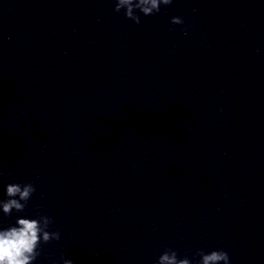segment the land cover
Returning <instances> with one entry per match:
<instances>
[{"label": "water", "instance_id": "water-1", "mask_svg": "<svg viewBox=\"0 0 264 264\" xmlns=\"http://www.w3.org/2000/svg\"><path fill=\"white\" fill-rule=\"evenodd\" d=\"M113 9L0 0V197L36 187L0 222L52 218L36 264H264V0Z\"/></svg>", "mask_w": 264, "mask_h": 264}, {"label": "clouds", "instance_id": "clouds-1", "mask_svg": "<svg viewBox=\"0 0 264 264\" xmlns=\"http://www.w3.org/2000/svg\"><path fill=\"white\" fill-rule=\"evenodd\" d=\"M173 2L174 0H113V10L116 13L123 12L125 19L139 24L141 14L154 15L160 12L162 6H170ZM169 22L174 25L184 23L180 16L171 17ZM184 34L188 35L187 30ZM35 192L36 187L32 182L6 183L3 197H0V215L11 217L13 213H24ZM52 223L50 216L40 213L16 215L8 224L0 222V264H36L41 256V246L61 238L59 230L50 231ZM195 255L199 257L195 261L187 256L181 258L175 249L165 248L155 264H232L224 249H198ZM60 264H74V261L61 252Z\"/></svg>", "mask_w": 264, "mask_h": 264}]
</instances>
